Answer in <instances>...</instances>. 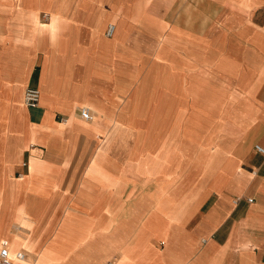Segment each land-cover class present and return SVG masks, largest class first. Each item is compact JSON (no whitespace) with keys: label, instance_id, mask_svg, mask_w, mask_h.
Listing matches in <instances>:
<instances>
[{"label":"crops","instance_id":"obj_1","mask_svg":"<svg viewBox=\"0 0 264 264\" xmlns=\"http://www.w3.org/2000/svg\"><path fill=\"white\" fill-rule=\"evenodd\" d=\"M176 74L205 87L196 106L211 87L225 94L187 133L173 132L191 104ZM255 144L264 0H0V242L12 264H264Z\"/></svg>","mask_w":264,"mask_h":264},{"label":"rangeland","instance_id":"obj_2","mask_svg":"<svg viewBox=\"0 0 264 264\" xmlns=\"http://www.w3.org/2000/svg\"><path fill=\"white\" fill-rule=\"evenodd\" d=\"M145 67L148 70H151L154 67L153 62L147 61V63H145ZM164 80L165 78L163 77L159 81L160 83H163ZM171 84L172 86L176 88L177 91H184V88L185 90L187 89L186 92H189L190 90V93H189L190 97H188V101L191 102V104L189 105L190 107L188 109L180 108L178 110H181V111H176V114H175V124H174L173 132H176V133H187L189 130H192L193 127L200 126L205 120L212 119L213 116L218 112V110L215 108H206V106L209 103L217 104L225 100V94L216 92L214 88L209 87L210 88L209 92L213 91L212 93H208L209 98H210L209 103L201 107L196 106L197 101L194 97V93H195L194 91L198 92L200 88L204 90L205 87L203 85H200L199 78L194 77L193 75L190 76V81H189V78L186 77L185 75L176 74L174 79L172 78ZM179 94L182 95V93H179ZM184 117H186V119H184ZM190 119L192 120V123L185 124V120L188 121ZM199 120H201L202 123H200Z\"/></svg>","mask_w":264,"mask_h":264},{"label":"built area","instance_id":"obj_3","mask_svg":"<svg viewBox=\"0 0 264 264\" xmlns=\"http://www.w3.org/2000/svg\"><path fill=\"white\" fill-rule=\"evenodd\" d=\"M42 18L44 20L48 19V15L46 13L42 14ZM114 24L110 23L107 25V28L105 30V35L107 37L112 36L114 32ZM39 97H40V91L37 88H31L28 87L24 90L23 92V103L26 107L28 108H33L37 106L39 102ZM78 112L81 116L82 119L86 121H90L93 118L92 113L87 107H80L78 109ZM254 150L259 153L260 155L264 156V147L260 144H255L254 145ZM248 201H251V198L247 199ZM238 198L233 199L234 203H237ZM15 257L18 259H23L24 258V253L23 252H17L15 254ZM0 264H12V259L10 256V250H9V242L6 239H3L0 242Z\"/></svg>","mask_w":264,"mask_h":264},{"label":"bare ground","instance_id":"obj_4","mask_svg":"<svg viewBox=\"0 0 264 264\" xmlns=\"http://www.w3.org/2000/svg\"><path fill=\"white\" fill-rule=\"evenodd\" d=\"M114 31H115V28H114ZM113 34H114V32H113ZM113 34H112V35H113ZM110 37H111V36H110ZM39 100H40V97H39ZM38 103H39V102H38ZM23 104H24V103H23ZM24 106H25V105H24ZM25 107H26V106H25Z\"/></svg>","mask_w":264,"mask_h":264}]
</instances>
